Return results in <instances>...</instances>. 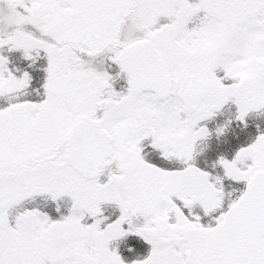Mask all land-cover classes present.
<instances>
[{"label":"snow or ice","instance_id":"obj_1","mask_svg":"<svg viewBox=\"0 0 264 264\" xmlns=\"http://www.w3.org/2000/svg\"><path fill=\"white\" fill-rule=\"evenodd\" d=\"M0 264H264V0H0Z\"/></svg>","mask_w":264,"mask_h":264}]
</instances>
